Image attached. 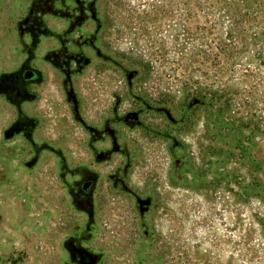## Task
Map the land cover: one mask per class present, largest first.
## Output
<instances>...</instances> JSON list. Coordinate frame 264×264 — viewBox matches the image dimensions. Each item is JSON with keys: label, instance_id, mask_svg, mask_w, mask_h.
<instances>
[{"label": "rangeland", "instance_id": "rangeland-1", "mask_svg": "<svg viewBox=\"0 0 264 264\" xmlns=\"http://www.w3.org/2000/svg\"><path fill=\"white\" fill-rule=\"evenodd\" d=\"M33 1L0 0V264H264L263 169L181 178V0Z\"/></svg>", "mask_w": 264, "mask_h": 264}, {"label": "trees", "instance_id": "trees-1", "mask_svg": "<svg viewBox=\"0 0 264 264\" xmlns=\"http://www.w3.org/2000/svg\"><path fill=\"white\" fill-rule=\"evenodd\" d=\"M156 6L144 15L163 7ZM168 27L177 32L171 37L180 38V130L188 133L201 121V135L193 142L197 162L181 140V178L190 174L202 183L207 151L222 154L224 163L248 167L251 179L257 168L264 174V152L259 159L250 150L255 138L264 141V0H181L180 20ZM172 162L179 165L180 159ZM261 200L264 209V196Z\"/></svg>", "mask_w": 264, "mask_h": 264}, {"label": "flooded vegetation", "instance_id": "flooded-vegetation-1", "mask_svg": "<svg viewBox=\"0 0 264 264\" xmlns=\"http://www.w3.org/2000/svg\"><path fill=\"white\" fill-rule=\"evenodd\" d=\"M37 1L38 0H34L33 1V3H32V7L29 9V14H33V13H36V14H48V13H50V9L49 8H45V7H39L38 5H37ZM46 9H48L49 11L48 12H42V11H40V12H38L37 10H46ZM24 72V71H23ZM35 73L36 74H38L36 71H35ZM38 76V75H37ZM22 78H23V73H22ZM37 78V77H36ZM23 80H24V78H23ZM29 80H35V79H29ZM25 81H28V80H25ZM89 183L88 184V186H86L85 188H83V185L84 184H86V183ZM91 185H92V181H91V178H89V179H86L84 182H82V184H81V186H80V188H81V191L83 192V193H88L89 192V190H90V188H91Z\"/></svg>", "mask_w": 264, "mask_h": 264}, {"label": "water", "instance_id": "water-1", "mask_svg": "<svg viewBox=\"0 0 264 264\" xmlns=\"http://www.w3.org/2000/svg\"><path fill=\"white\" fill-rule=\"evenodd\" d=\"M37 74L35 73V71L27 69L23 72V78L24 80H29V79H36ZM88 182L86 184L83 185V188H85L86 186H88Z\"/></svg>", "mask_w": 264, "mask_h": 264}]
</instances>
